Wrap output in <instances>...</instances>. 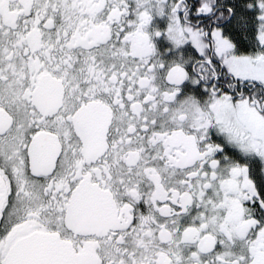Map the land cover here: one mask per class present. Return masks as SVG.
I'll use <instances>...</instances> for the list:
<instances>
[{
    "label": "snow or ice",
    "instance_id": "obj_1",
    "mask_svg": "<svg viewBox=\"0 0 264 264\" xmlns=\"http://www.w3.org/2000/svg\"><path fill=\"white\" fill-rule=\"evenodd\" d=\"M0 264H264V0H0Z\"/></svg>",
    "mask_w": 264,
    "mask_h": 264
}]
</instances>
